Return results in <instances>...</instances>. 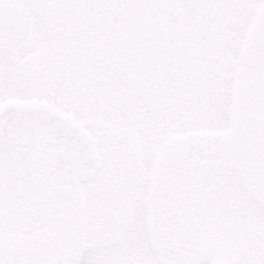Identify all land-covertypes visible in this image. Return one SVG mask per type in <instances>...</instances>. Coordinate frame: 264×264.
Wrapping results in <instances>:
<instances>
[{
	"label": "snow or ice",
	"instance_id": "1",
	"mask_svg": "<svg viewBox=\"0 0 264 264\" xmlns=\"http://www.w3.org/2000/svg\"><path fill=\"white\" fill-rule=\"evenodd\" d=\"M0 264H264V0H0Z\"/></svg>",
	"mask_w": 264,
	"mask_h": 264
}]
</instances>
